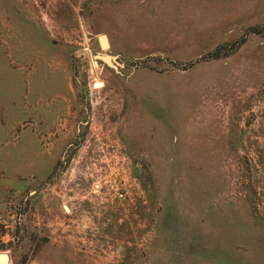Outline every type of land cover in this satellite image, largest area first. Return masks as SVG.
<instances>
[{
	"label": "rangeland",
	"instance_id": "1",
	"mask_svg": "<svg viewBox=\"0 0 264 264\" xmlns=\"http://www.w3.org/2000/svg\"><path fill=\"white\" fill-rule=\"evenodd\" d=\"M2 255L264 264V0H0Z\"/></svg>",
	"mask_w": 264,
	"mask_h": 264
},
{
	"label": "water",
	"instance_id": "2",
	"mask_svg": "<svg viewBox=\"0 0 264 264\" xmlns=\"http://www.w3.org/2000/svg\"><path fill=\"white\" fill-rule=\"evenodd\" d=\"M101 37H105V39H107L106 36H101ZM101 37H100V38H101ZM108 45H109V42H108ZM108 45H106V46H108ZM108 47H109V46H108ZM7 261H8V260H7V257L2 258V260H1L2 263H7Z\"/></svg>",
	"mask_w": 264,
	"mask_h": 264
},
{
	"label": "bare ground",
	"instance_id": "3",
	"mask_svg": "<svg viewBox=\"0 0 264 264\" xmlns=\"http://www.w3.org/2000/svg\"><path fill=\"white\" fill-rule=\"evenodd\" d=\"M106 45H108V44H107V41H106V43H105V46H106ZM108 46H109V45H108ZM108 46H107V47H108ZM4 257H7V256H6V255H2V256H0V264H5V263H2V262H1L2 258H4ZM7 260H8V258H7ZM7 262H8V261H7Z\"/></svg>",
	"mask_w": 264,
	"mask_h": 264
}]
</instances>
